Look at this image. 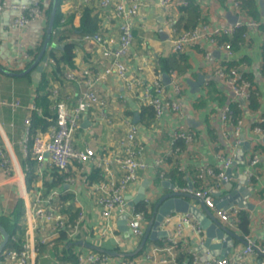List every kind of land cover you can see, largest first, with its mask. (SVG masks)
I'll use <instances>...</instances> for the list:
<instances>
[{
  "label": "crops",
  "instance_id": "1",
  "mask_svg": "<svg viewBox=\"0 0 264 264\" xmlns=\"http://www.w3.org/2000/svg\"><path fill=\"white\" fill-rule=\"evenodd\" d=\"M142 1L144 6L141 11L129 19L133 25L134 38L126 58L127 74L136 76V85L127 88L124 82L114 75H109L104 81L96 84L95 89L103 103L82 114L79 127L75 131V143L79 147L93 148L99 156L122 153L120 144L125 138L128 122H132L139 128L137 139L143 147L141 156L150 164L156 157L164 156V152L174 146L175 142L172 143L171 140L174 130L187 129L193 133V140L189 143L184 142L178 148L179 151H176L177 153L166 155V166L162 170L175 169L176 172L182 173L181 179L184 187H188L191 183L194 188L206 185L207 182L212 184L214 180H217L215 175L212 177L201 174L199 168L212 169L217 175L222 166L221 156H232L230 182L234 188L237 183H240L244 170L250 167L246 163L247 153L251 150L257 151L260 161L255 167H250L256 176L250 183L253 186L252 194L247 198L252 208H241L250 221V231L247 235L254 240L256 246L264 247V133L254 131L257 121L264 116V0H255L260 14L257 18L260 25L256 28L245 25L241 38L237 41L234 37L230 55L212 46L209 42H204L203 46L201 44L185 50L186 58L183 59L187 67L183 71H177L182 82L180 101L183 116L178 117L173 111L165 109L158 119H155V116L152 118L150 109H145L147 105L139 99V92L144 84H149L153 80L158 56L171 57L174 55L176 58L171 39L183 31L182 24H176L182 12H180V0H173L168 7L160 5L159 0ZM5 2L9 5H31L39 2L43 10L41 15L31 17L21 27L12 24L13 19L20 14L18 9L7 7L0 14V66L15 73L10 75L0 71V142L10 159L11 167L9 172H5L0 165V217L7 218L13 215L17 204L22 201L23 212L17 224L25 227L24 215L31 196L26 195L24 187L28 191L37 187L47 190L45 182L52 174L51 169L44 172L42 176L37 175L34 172L37 163L25 155L23 150L25 119L31 117L33 127V116L39 114L44 121L40 123V126L32 129L33 134L48 131L57 116L56 104L63 102L69 108L74 107L81 91L86 86L84 77L78 75L75 79H68L65 74L69 71L78 72L86 67L92 74H95L101 69L99 63L101 53L97 46L82 39V35L74 28L79 25L82 7L86 6L90 9L98 26L96 31L106 36L118 37L119 20L113 17L112 9L102 7L99 0H62L60 10L64 18L69 14H74L71 26L70 24L63 26L67 29L71 28V31L67 30L70 35L69 39L76 42L72 64H61V72L55 73L51 59L40 60L37 65L43 66L42 71H38L35 65L22 73L33 64L38 56H34L32 51L43 39L44 30H46L44 7H47L49 0H5ZM192 2L200 12L201 21L197 26L203 24L210 28L232 26L239 18H252L244 12L243 7L240 13L242 16L238 15L233 8L234 0H192ZM169 20L171 30L165 25V22ZM55 40V46L60 45ZM226 55L234 65H240L243 76L251 83L247 99L239 97L229 83L215 75L216 67L226 60ZM178 62L184 65L183 61L178 60ZM170 70L176 71L175 69ZM201 75L204 77L202 84L197 89L191 87L188 80L196 81ZM163 84L167 86L166 92L169 95L171 85ZM251 94L252 98H256L253 106L250 101ZM40 97L45 98L43 103L39 102ZM14 101H18L20 106L9 104ZM232 104L238 108L237 117L241 120V124L238 125V136L235 134L236 125L221 119L225 108L228 106L231 108ZM85 118L88 123L82 124ZM242 139L248 141L250 147L244 152V161L237 162L235 155ZM95 170L96 166L93 161L84 165L72 163L69 167L68 179L64 177L59 184L53 187L60 192L59 200L53 203L56 211L77 213V215H71L72 218L83 213L81 231L75 239L67 236L62 243H58L55 239L58 234L54 235L51 243L42 247V252L35 257L33 264H70V262L65 263L57 258L63 245L67 248V254L73 253L77 256L93 250L84 242L99 243L100 246L108 249L118 246L121 251L123 249L133 251L139 244L141 238L136 239L131 233L118 229V217H115L113 221L114 232L105 228L96 203L98 194L92 190L93 185L100 181L93 175ZM115 172L117 176L121 173L117 169ZM31 176L34 178L29 181ZM155 178L156 173L152 168L140 171L139 179L127 190L126 196L135 197L141 183L148 180L145 194L149 198V203L154 205L160 195L170 191L162 184V181L166 180L175 185L170 176L160 177L157 182H154ZM175 187L176 189L182 188ZM217 192L220 194L215 195V198H222L229 190L222 183ZM144 199L145 196L142 200ZM187 200L200 206L194 198L188 197ZM65 214L67 216V213ZM227 228L241 238V240L233 239V246L228 254L233 255L244 246L245 235L239 230L238 225ZM174 229L175 223H170L167 228L169 233H173ZM183 231L184 235L181 239L183 244L187 250L197 254L199 261H202L200 257L206 252L201 254L195 249L199 241L194 232L189 227H184ZM40 238L41 234L37 232L36 241ZM164 240L165 237L147 240L140 255L150 252L154 246ZM1 241L0 234V243ZM111 257L118 258L117 256ZM260 258L264 256L256 257L257 260ZM138 264L154 263L143 259Z\"/></svg>",
  "mask_w": 264,
  "mask_h": 264
},
{
  "label": "built area",
  "instance_id": "2",
  "mask_svg": "<svg viewBox=\"0 0 264 264\" xmlns=\"http://www.w3.org/2000/svg\"><path fill=\"white\" fill-rule=\"evenodd\" d=\"M172 1L159 0V3L163 7H168ZM179 3L180 5H186L188 0H180ZM99 4L104 8H111L113 17L119 20L118 37L106 36L100 31L84 35L83 39L94 43L101 53L99 62L101 69L97 70L95 74H92L87 67L78 72L69 71L65 74L68 79H75L78 75L84 77L86 81L85 89L81 91L74 107L69 108L63 102L56 104L57 116L55 122L44 133L38 132L33 134L31 117L26 118L23 150L26 156L32 158L37 163L34 172L39 176L55 168L60 173L66 174L64 177L68 179L69 167L72 163L84 165L93 161L96 168H99L102 174V178L93 185L92 190L98 194L96 203L105 228L114 232L115 226L113 221L115 217L125 214L126 225L131 230V234L136 239H140L144 234L145 225L148 220L143 211L136 210L133 205L129 204L126 192L137 182L140 171H145L149 168L155 171L161 170L166 166L165 156L176 153L179 149L173 146L164 152V156H158L152 163H147L141 156L143 147L137 139L138 125L132 122H128L125 138L120 144L122 153H115L111 156H99L91 147H79L76 145L74 136L75 131L79 127L82 114L90 108L103 103L95 89L96 84L104 81L109 75H114L118 80L123 81L127 88H132L137 82L135 80L136 76H129L127 74L126 58L134 38L133 25L129 19L141 11L144 3L142 0H121L117 2L99 0ZM232 4L238 15L242 16L238 1L234 0ZM7 7L16 8L20 12L12 21L13 25L19 27L24 26L31 17L39 16L43 12L39 2L31 5H9L5 0H0V14ZM165 25L170 28V20L165 22ZM245 25L256 28L260 23L259 20L253 18H239L232 26L210 28L203 24L189 30H183L178 35L173 36L171 39L172 46L174 51H185L201 44L203 46L204 42H209L212 46L222 49L227 55H230L232 47L228 40H230L236 28ZM221 37H228V40L222 41ZM227 58L228 56L223 63L216 67L215 75L219 79L229 83L239 97L247 99L251 83L243 76L240 65L227 67L224 64L228 60ZM168 75L171 85V93L169 95H167V89L163 84V74L158 72H154V78L151 83L144 84L139 92V99L144 104L152 106L155 119H158L165 109L173 111L178 117L183 116V108L179 95L182 88L180 74L177 71L170 70ZM9 104L20 106L18 101ZM230 115L231 108L228 106L222 113L221 119L224 122L231 123ZM231 124L236 125L235 134L238 136V125L241 124V120H237L235 124ZM262 126L264 127V116L259 118L254 131L264 133ZM177 139H182L185 143H189L193 140V133L187 129L174 130L171 139L172 143ZM220 161L222 166L217 175L212 169L199 168L201 174L212 177L215 175L217 177V180H214L212 184L211 182H207L206 185H202L199 188L192 187L190 190L188 187H185L183 190H188L196 197L202 199L205 206L213 212L221 223L233 228L238 225L239 214L242 208L234 204L228 207H217L215 204V193L218 187L222 183L230 182L231 179L228 169H230V164L232 163V156H221ZM259 161L260 156L257 151L251 150L247 153L246 163L250 167H255ZM0 165L5 172L11 170L10 159L6 155L1 142ZM250 167L249 169H245L243 173L246 177V182L249 184L253 182L256 176L254 170H250ZM115 169L121 172L119 176L116 175ZM151 191H154V187ZM24 192L26 195L31 196V198L24 215L26 223L23 243L19 249L4 247L0 252V264H33L35 257L39 254L38 240L36 241L37 232L41 234L40 243L49 242L48 244H50L51 238L58 234L59 229H65L67 236L71 239H75L81 231V224L84 219L83 213H79L76 219L70 222L64 212L56 211L53 203L60 198V192L57 188L46 191L42 187H37L28 191L24 187ZM24 192L22 191V193ZM144 201L149 203V198L146 194ZM173 222L175 223L174 232L169 233L168 231L164 245L154 246L150 252L144 255L134 258H113L106 253L89 250L77 255V262L78 264H138L140 260L147 259L154 264H171L177 252V243L181 241L184 235V227H189L194 232L200 244L203 243L205 237L204 229L200 227L197 220L190 213L168 214L161 221L160 227L167 230L170 223ZM47 232L49 234H46ZM244 240V246L233 255L223 257L211 256L204 261H199L197 254L189 250L193 256L192 264H264V258L256 259L258 255L264 254V247L256 246L257 244L248 235L244 236ZM95 244L100 245L99 243Z\"/></svg>",
  "mask_w": 264,
  "mask_h": 264
},
{
  "label": "trees",
  "instance_id": "3",
  "mask_svg": "<svg viewBox=\"0 0 264 264\" xmlns=\"http://www.w3.org/2000/svg\"><path fill=\"white\" fill-rule=\"evenodd\" d=\"M61 1L62 0H58L57 10H56L55 18H54L53 31H52V35H51V39H52L51 42H53L56 39L60 43V45L56 46V48H52L51 45H49L48 49L46 50V52L43 55V56H46L47 59H52V61H50V62L53 64V71L55 73L61 72V68H62L61 64H67V65L72 64L73 56H74V50H75V46H76V42L69 39L70 35L68 34L67 30L71 31V28L67 29V28L63 27L65 24H70V26H71V22L74 18V14H69L66 16V18H64V15L62 14V12L60 10ZM237 1H238L240 9L243 7V9L245 10L244 12L247 13V15H250L253 19H257L260 17V14H259L255 0H245V1L244 0H237ZM180 10H181L180 12H182V14H181L180 18L178 19V21L176 22V24H180V25L182 24L183 30L192 29L195 26L200 24L201 17H200L199 9L192 2V0H188V4H186V5H180ZM50 11H51V0H49L47 7H44V12H45V16H46V25H47V21L49 19ZM185 15H187V17H185ZM46 25H45V29H46ZM74 28L76 29L77 32H79L80 35H82V39H83L85 34H92L93 32H95L98 29L96 20L92 16L90 9L87 8L86 6L82 7V9L80 11V16H79V25L77 27H74ZM72 30H73V28H72ZM243 30H244V26L236 28L234 31V34L231 36L230 40H228V41H230V43L232 44L234 37H236V40L238 41L241 38ZM176 35H178V33ZM44 37H45V30H44L43 39L38 43V46L35 48V50L32 51L34 56H37L38 53L40 52L41 47L43 45ZM227 39H228V37H221L222 41H227ZM184 53H185V51H175V54L177 55L176 58H178V59H176L174 57V55L171 57L158 56L156 59L155 72H158L161 74L162 73L168 74L170 72L169 71L170 69H175L176 71H179V72L183 71L187 67V65L185 64L186 62L183 59V58H186V55ZM178 60L183 61L184 65H181L178 62ZM224 64L227 67L234 65V63L230 62L229 60H227L226 63H224ZM42 79L44 80V76H42ZM166 87L167 86H165V88ZM254 99H256V98H254V97L252 98V94H251V100L250 101H251L252 106L255 104ZM44 101H45L44 97L39 98L40 103H43ZM145 109L151 110L152 118L155 116V113H154L152 106L147 105V106H145ZM238 111H239L238 108L232 104L231 115H230L231 121L230 122L233 124H235L237 122V120H239V117H237ZM43 121H44V119L42 120L40 118L39 114H35L33 116V127L31 126V128L33 129L34 127L40 126L41 125L40 123H43ZM32 132H34V131L32 130ZM183 144H184V141L182 139L177 140V141H175L174 147L180 148ZM30 160H32V159H30ZM155 173H156V178H155L154 182H157L160 177L170 176V178L175 182V186H177L179 188H181V187L185 188L186 187V186L184 187L183 180L181 179L182 173L176 172L175 169L174 170L173 169H168V170H162L161 169V170H156ZM161 174H162V176H160ZM65 175L66 174L60 173L55 168H52V174L50 177L51 179L50 178H49V180L46 179L47 181L45 182L46 186H47L46 191L51 190L54 186L59 184ZM93 175L98 177L99 179L102 178L101 170L99 168H96L95 172H93ZM33 178H34V176H31L29 181L32 180ZM87 178H88V176H87ZM133 206L136 210L143 211L145 213V217L147 220L150 219L151 213L153 210V206H154L153 204L146 203L144 200H142V201L135 203ZM15 211L16 212L13 215H11L10 217H7V218L0 217V223L9 232V239H8V242H7L5 247L6 248H17V249H19V248H21V245L23 243V236H24V232H25V229H24L25 227L17 224L18 219H19L21 213L23 212V202L22 201H19V203L17 204V209ZM59 212H64V211L62 210ZM64 213H67L66 217H67L68 221H70V222H73L75 217H76L75 216L74 218H72L71 215H77V213L76 214H73L70 212H64ZM249 224H250V221H249L248 216L245 213H243V210H241L240 214H239L238 228H239V230H241L243 235H247L249 233V231H250ZM13 237H14V239H13ZM66 237H67L66 230L65 229H59L58 235L56 236L55 239L58 241V243H62V240H65ZM164 242H165V240H164ZM164 242H159L160 244H158V245L159 246L164 245ZM48 243L49 242H44V243L41 242L40 243V241L38 240V248H39L40 253L42 252V250H41L42 247ZM57 249H58V246H57ZM62 249L60 251V254L57 255L58 256L57 258L60 261H63L65 263L70 262V264H78L77 256H75V254H73V253L67 254V248H64V245H63ZM114 249L117 251H121V248L118 246L114 247ZM142 250H140L137 254H135L133 256H126L123 258L137 257L141 254ZM94 251L98 252V253H102V252L97 251V250H94ZM126 251L130 252L131 250H125V249L122 250V252H126ZM262 256H264V255H262ZM192 260H193V256L191 255L190 251L187 250V248L183 245L182 240L179 241L177 243V252H176V255L174 257V261L171 264H192Z\"/></svg>",
  "mask_w": 264,
  "mask_h": 264
},
{
  "label": "water",
  "instance_id": "4",
  "mask_svg": "<svg viewBox=\"0 0 264 264\" xmlns=\"http://www.w3.org/2000/svg\"><path fill=\"white\" fill-rule=\"evenodd\" d=\"M57 4H58V0H51V11L49 14V19L45 30L43 45L36 60L28 69H26L22 73L26 72L35 65L38 71L43 70V66L41 64L39 65L37 64L39 63L40 60L43 61L47 60V57L43 55L48 49V46L52 44L51 35L53 31ZM0 71L10 75L15 74L11 71H7L3 69L1 66H0ZM203 78L204 77L201 75L196 81L188 80V83L191 87H195L197 89L198 86L202 84ZM163 82L166 85L170 84V77L167 73H163ZM87 123L88 120L85 118L82 124H87ZM238 147L239 148L236 151L237 153L235 155V158L237 162H243L244 152L249 147V142L244 141L242 139ZM228 172L230 173L231 170L228 169ZM148 182H149L148 180H144L141 183L135 197L127 196L130 205H133L144 198L145 189L148 185ZM162 184L165 187H167V189H169L170 191L163 193L155 200L151 217L148 220L144 234L139 244L133 251L122 252V251H117L115 249H108L104 246H100L97 244H90L87 242H84V244L93 250H97L111 256H117V257L133 256L144 248L147 240H157L159 238H163L167 236L168 230L160 228V223L166 215L172 213H190L197 220L200 227L204 229L205 237L203 243L202 244L199 243L195 246V249L198 250L201 254L206 252L205 255H201L200 257L201 260L204 261L210 258L211 256H221V257L227 256L233 246V239L237 238L241 240V238L236 233L232 232L229 228H227L226 225L221 223L213 214V212L208 207L205 206L202 199L196 197L188 190L176 189L175 185L169 181L164 180L162 181ZM224 185L226 189L229 190V192L226 193L222 198H215V204L217 207H228L234 204L244 208H252V205L247 201V198L252 194L253 186L247 184L245 175H242V177L240 178V183H237L234 188L232 187L231 182L224 183ZM192 187L193 186L191 185V183H189L188 189L191 190ZM219 194L220 192L215 193L216 196H218ZM188 197L197 200L200 206L191 203L189 200H187ZM117 226L120 231H123L125 233L127 232L131 233V230L126 225L125 214H121L118 216ZM0 234L2 236V241L0 243V252H1L3 248L6 246L9 239V232L6 230V228L3 225H1V223H0Z\"/></svg>",
  "mask_w": 264,
  "mask_h": 264
},
{
  "label": "rangeland",
  "instance_id": "5",
  "mask_svg": "<svg viewBox=\"0 0 264 264\" xmlns=\"http://www.w3.org/2000/svg\"><path fill=\"white\" fill-rule=\"evenodd\" d=\"M54 44V41L52 42V44H51V47L52 48H56V46L55 45H53ZM181 92H182V88H181V90H180V93H179V95L181 94Z\"/></svg>",
  "mask_w": 264,
  "mask_h": 264
}]
</instances>
